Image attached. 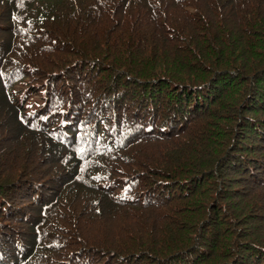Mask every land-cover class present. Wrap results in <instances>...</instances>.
<instances>
[{
  "label": "trees",
  "instance_id": "trees-1",
  "mask_svg": "<svg viewBox=\"0 0 264 264\" xmlns=\"http://www.w3.org/2000/svg\"><path fill=\"white\" fill-rule=\"evenodd\" d=\"M0 264H264V0H0Z\"/></svg>",
  "mask_w": 264,
  "mask_h": 264
}]
</instances>
